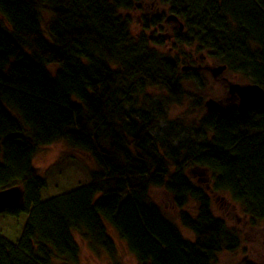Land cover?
<instances>
[{
    "label": "trees",
    "instance_id": "obj_1",
    "mask_svg": "<svg viewBox=\"0 0 264 264\" xmlns=\"http://www.w3.org/2000/svg\"><path fill=\"white\" fill-rule=\"evenodd\" d=\"M135 1L0 0V190L22 185L26 201L0 213V264H80L84 243L122 264L107 222L138 264H214L240 246L214 214L212 189L230 192L251 222L264 221V108L214 112L198 154L188 140L153 135L158 118L140 96L159 88L181 101L190 93L179 59L131 32L125 12ZM162 1L184 23L180 43H198L264 87V0ZM57 140L92 155L96 168L88 182L43 199L48 180L34 159ZM186 162L212 170L208 189ZM153 187L172 194L179 223L152 198ZM190 199L196 213L186 208Z\"/></svg>",
    "mask_w": 264,
    "mask_h": 264
},
{
    "label": "rangeland",
    "instance_id": "obj_2",
    "mask_svg": "<svg viewBox=\"0 0 264 264\" xmlns=\"http://www.w3.org/2000/svg\"><path fill=\"white\" fill-rule=\"evenodd\" d=\"M43 14L44 20L50 16L46 10H43ZM125 14L130 22L133 35H145L152 46L159 47L162 52L175 55L179 59L180 69L185 65L194 67L191 70H181L182 73L187 74L183 76V80L184 88L190 93L189 96L176 101L171 99L167 91L154 88L141 95L139 102L144 109L150 110L149 115L153 114L158 118L152 129L153 135L170 139L175 143L188 140L189 151L198 154L212 133L206 124L214 118V113L207 111L205 101L212 97L226 103L229 96V84L223 77L242 84L255 83L254 80L251 76L246 77L242 73L229 70L218 78L213 77L210 69L221 62L211 55L208 49H200L198 43L188 45L177 40L180 23L174 20L168 21V16L173 13L162 0H136L134 7L127 10ZM179 30L186 34L184 28ZM48 68L55 74L59 70V65L49 64ZM199 100L202 101L201 106L196 105ZM257 109L253 113H257ZM38 151L34 164L48 180L47 188L41 192L43 199L64 193L81 183L88 182L89 171L96 168L92 155L72 146L67 140H57ZM195 165V163L186 162L185 172L193 176L196 184L207 188L205 181H199L200 177H204L199 170L191 174ZM207 172H209L207 176L211 177L210 181L208 179L206 182L212 184V177H214L212 170H207ZM211 191L214 214L224 218L228 226L236 232L240 246L235 251L221 252L214 264H244L246 258L252 262L264 264V221L251 222L242 203L235 200L230 192L213 189ZM150 194L162 207L166 216L179 223V209L173 201L172 194L164 187H153ZM197 207V201L190 199L186 208L191 213H196ZM107 227L118 246L117 258L122 264H138L136 257L130 253L117 229H114L109 222H107ZM180 227L185 236L194 237L189 229ZM4 232L13 239L17 234V231L10 233L8 228ZM81 248L80 264H111V258L105 251L99 253L97 250H91L85 243L81 245Z\"/></svg>",
    "mask_w": 264,
    "mask_h": 264
},
{
    "label": "water",
    "instance_id": "obj_3",
    "mask_svg": "<svg viewBox=\"0 0 264 264\" xmlns=\"http://www.w3.org/2000/svg\"><path fill=\"white\" fill-rule=\"evenodd\" d=\"M174 20L180 23V28L183 30L184 23L179 20L178 16L171 14L168 16V21ZM194 67L191 65L183 66V70H191ZM228 69L227 64H219L210 69L212 76L218 78L222 76ZM228 81L227 102L212 97L205 101L206 109L209 113H217L222 115H229L235 110L241 114L246 115L250 111L263 107L264 108V87L258 83L242 84L229 81L228 78L223 77ZM200 174L204 177L207 176V168H199ZM203 178V177H202ZM202 181H206L203 178ZM25 189L22 185H15L6 189L0 190V213L7 209H14L23 207L25 205Z\"/></svg>",
    "mask_w": 264,
    "mask_h": 264
},
{
    "label": "flooded vegetation",
    "instance_id": "obj_4",
    "mask_svg": "<svg viewBox=\"0 0 264 264\" xmlns=\"http://www.w3.org/2000/svg\"><path fill=\"white\" fill-rule=\"evenodd\" d=\"M160 17H162V16L160 15ZM184 27H185V26H184ZM178 29H180V28H178ZM254 110H255V109H254ZM254 110L250 111L249 113L251 114V113L255 112ZM249 113H247V114H249ZM196 170H198V167L193 168V170H192L193 173H194ZM209 177H210V176H207V177H206V180H208ZM201 178H202V177H201ZM203 178H205V177H203ZM203 178H202V179H203Z\"/></svg>",
    "mask_w": 264,
    "mask_h": 264
},
{
    "label": "bare ground",
    "instance_id": "obj_5",
    "mask_svg": "<svg viewBox=\"0 0 264 264\" xmlns=\"http://www.w3.org/2000/svg\"><path fill=\"white\" fill-rule=\"evenodd\" d=\"M173 15L178 16L176 13H173ZM178 17H179V16H178ZM179 20L182 21L180 18H179Z\"/></svg>",
    "mask_w": 264,
    "mask_h": 264
}]
</instances>
